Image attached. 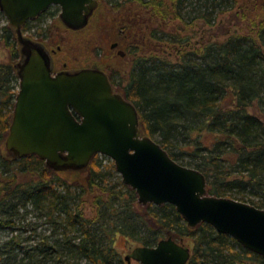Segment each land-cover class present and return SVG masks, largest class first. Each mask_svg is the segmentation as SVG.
<instances>
[{
    "label": "trees",
    "instance_id": "16d2710c",
    "mask_svg": "<svg viewBox=\"0 0 264 264\" xmlns=\"http://www.w3.org/2000/svg\"><path fill=\"white\" fill-rule=\"evenodd\" d=\"M127 3L134 4L125 0L121 5ZM137 3L158 19L180 22L185 20L186 6L193 5L203 8L198 16L210 22L215 9L230 4L233 7L236 0ZM112 6L111 10H120ZM134 18L132 13L113 18L112 25L123 30L117 36L124 44L116 42L123 48L124 56L128 50L133 54L138 49L133 46L136 42L131 41L140 25ZM2 28L6 31L1 35L2 42L11 59L17 58L14 31L9 25ZM155 32L148 37H154ZM196 50H182L174 59L154 54L133 56L126 84L115 89L137 108L143 134L156 135V142L174 160V150L196 160L190 164L205 175L208 194L230 197L232 191L249 190L264 195V18L259 20L254 34L232 35ZM111 55L110 52L104 57L105 65H100L101 58L95 61L96 65L106 67ZM72 63H76V57ZM109 79L114 86L110 75ZM17 91L18 78L12 62H0V229L9 231L0 240V264L121 263L113 247L114 223L117 231L137 240L138 246H153L161 235L183 245L189 241L186 264H264L260 255L209 224L187 227L171 204L140 205L133 189L126 199L106 184L101 185L97 155L87 168L76 172V182L47 169L36 156L7 157L3 143ZM24 175L30 180L26 181ZM56 186L62 189L57 191ZM73 188L80 195L85 189L99 192L93 196V213L85 209L80 196L75 201ZM237 199L247 201L243 195ZM249 202L262 208L261 202ZM28 205L40 212L47 209L45 216L53 226L51 232L36 234L32 229L34 234L27 238L16 233V225L24 221ZM140 228L145 230V237H138Z\"/></svg>",
    "mask_w": 264,
    "mask_h": 264
},
{
    "label": "water",
    "instance_id": "95a60500",
    "mask_svg": "<svg viewBox=\"0 0 264 264\" xmlns=\"http://www.w3.org/2000/svg\"><path fill=\"white\" fill-rule=\"evenodd\" d=\"M51 5L59 7L63 26L80 30L98 1L0 0L19 53L13 64L18 91L4 154L14 159L36 156L55 172L82 171L95 155L108 156L122 183L135 191L138 204H171L187 227L209 224L264 259V208L208 194L201 171L177 163L142 133L137 108L99 66L54 71L51 51L22 32L27 21ZM131 256L140 264H186L190 248L168 236L153 246H137Z\"/></svg>",
    "mask_w": 264,
    "mask_h": 264
},
{
    "label": "rangeland",
    "instance_id": "374dc122",
    "mask_svg": "<svg viewBox=\"0 0 264 264\" xmlns=\"http://www.w3.org/2000/svg\"><path fill=\"white\" fill-rule=\"evenodd\" d=\"M97 1L98 6L89 18L87 25L80 30L73 31V33H70V31L63 27L58 18L60 9L57 5H51L38 18L27 21L23 26L22 32L25 36L43 43L51 51L55 72L63 68V63L66 64L65 68L67 69H77L96 65L95 61L103 59L100 65H105L104 57L111 52L110 64H107L103 68L99 67L110 75L114 82V89L115 87L120 89L126 84L133 56L154 54L160 57L174 59L182 50L196 52V49L199 47L208 45L214 41H222L232 35L254 34L259 20L264 18V0H236V4L233 7L230 4L227 8L219 7L213 12L211 11L210 22H206L205 19L198 16L202 13L203 8L193 7V5L186 6L184 9L185 20L184 22H180V20L156 18L152 12H147L143 5L137 3V1L144 3L146 0H131L134 4L127 3L124 6L121 4L125 0ZM109 1H113V4H110ZM118 2H120L119 5H114ZM111 6L120 10H111ZM55 7L57 10H55ZM124 7L126 10H123ZM131 13L134 14V19H137L138 25L140 24L139 28H135L137 35L131 40L136 42L133 46L138 49L133 54L128 50L125 56L120 58L117 54V49L123 51L121 46L113 50V53L109 49L113 42L119 41L124 44L121 38L117 36L120 28H116L112 25V22L113 18H121L122 14L127 17ZM7 25L6 18L0 12V62L11 61L14 64L18 60L19 54L17 58H12V60L9 49L2 42L3 39L1 37L2 34H6V31L2 27ZM153 30L156 31L155 36L148 37ZM174 40L181 42L172 44L171 41ZM75 41L76 48L74 46ZM75 57L76 63H72ZM151 138L155 141L158 140L156 135ZM173 152L176 153L175 161L181 165L192 167L190 163L196 161L184 154H179V151L174 150ZM97 161L99 163L98 182L101 185L106 184V186L117 191L121 195V198L126 197L127 199L130 187L122 183L121 176L115 170L113 160L108 156L97 154ZM60 173L59 175L63 177L67 176L69 181L76 182V172L63 171ZM22 177H26V181L30 180L28 175ZM24 180L22 182H25ZM56 187L58 189L57 191L62 189L59 186ZM73 189H75L73 193L76 197L75 201L80 196L84 202L83 206L85 209L89 213H93V196L99 192H88L85 189L83 195H80L76 188ZM232 192L231 198H241L243 195L247 203H250V200L261 202L262 208H264V195L261 192L249 190ZM134 195L137 201L136 193ZM25 209L27 211L26 217L24 221L16 225V233L21 234L23 238H27L29 235L34 234L32 229H35L36 234H48V232L52 231L53 226L50 225L45 216V211L47 210L45 207L42 209V212L37 211L29 205ZM55 214L57 213L55 212ZM109 219L111 218L109 217ZM110 222L112 223V219ZM115 226L116 224L114 223L111 228L115 232L114 234L112 233L113 247L121 260V263L116 262L115 264H127L124 258L131 254L133 249L138 246V242L134 238L117 231ZM137 233H139L138 237H145L146 235L143 228L137 229ZM8 234V230L0 229V240H3ZM161 236L159 237L160 239L166 238L163 237L164 235ZM184 245L191 248L189 241H186ZM133 262L131 260L129 264Z\"/></svg>",
    "mask_w": 264,
    "mask_h": 264
},
{
    "label": "flooded vegetation",
    "instance_id": "af4514ba",
    "mask_svg": "<svg viewBox=\"0 0 264 264\" xmlns=\"http://www.w3.org/2000/svg\"><path fill=\"white\" fill-rule=\"evenodd\" d=\"M64 28H66L65 26H63ZM67 30H69V31H76V30H71V29H68V28H66ZM118 34H122L123 33V30H119L118 32H117ZM111 45H113V46H111L110 47V49L112 50V52H113V50H115V49H117L118 47H119V45H117V42H113ZM59 49H60V47H58ZM119 50H121V49H119ZM124 52V51H123ZM117 54H118V49H117ZM118 56H120L119 54H118ZM123 56H124V54H123ZM120 57H122V56H120ZM66 67V64L65 63H63V68H65ZM62 68V69H63ZM135 249V248H134ZM134 249H133V251H134ZM132 251V252H133ZM131 252V253H132ZM127 258H128V260H125V258H124V260H125V262L127 263V264H129V263H131V260H133V258H132V256H131V254H129V255H127L126 256ZM134 262L132 263V264H140L139 262H137V261H135V260H133Z\"/></svg>",
    "mask_w": 264,
    "mask_h": 264
}]
</instances>
